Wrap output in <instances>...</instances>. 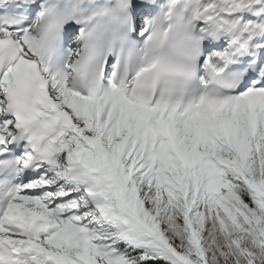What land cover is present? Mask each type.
I'll use <instances>...</instances> for the list:
<instances>
[{"label":"snow or ice","instance_id":"obj_1","mask_svg":"<svg viewBox=\"0 0 264 264\" xmlns=\"http://www.w3.org/2000/svg\"><path fill=\"white\" fill-rule=\"evenodd\" d=\"M0 264H264V0H0Z\"/></svg>","mask_w":264,"mask_h":264}]
</instances>
